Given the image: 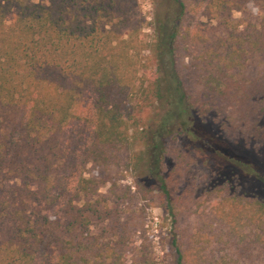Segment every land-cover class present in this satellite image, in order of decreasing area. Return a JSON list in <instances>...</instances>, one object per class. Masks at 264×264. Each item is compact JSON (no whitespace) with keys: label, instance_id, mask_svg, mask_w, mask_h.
<instances>
[{"label":"trees","instance_id":"1","mask_svg":"<svg viewBox=\"0 0 264 264\" xmlns=\"http://www.w3.org/2000/svg\"><path fill=\"white\" fill-rule=\"evenodd\" d=\"M48 1L0 0V264H156L128 174L176 264H264V0Z\"/></svg>","mask_w":264,"mask_h":264},{"label":"rangeland","instance_id":"2","mask_svg":"<svg viewBox=\"0 0 264 264\" xmlns=\"http://www.w3.org/2000/svg\"><path fill=\"white\" fill-rule=\"evenodd\" d=\"M35 3L48 4V0H32ZM157 0H140V6L142 13L146 16L148 21H151L155 13ZM235 16L239 17L240 13L235 12ZM151 25H146L143 33L145 35L151 33ZM147 64L149 66V72L155 70V59L146 53ZM143 104V103H142ZM143 107V108H142ZM142 111H135V113L141 117L143 124H151L159 117V113L156 110V105L145 102L144 106L140 105L136 109ZM141 144L137 145L140 149ZM174 158L168 156L166 159L165 167L166 171H170L174 166ZM178 189L181 191L185 179L179 177ZM157 183V177L154 176H142L140 174H128L126 179L121 181L122 188H130L135 195V199L132 201L133 208L136 210V214L141 215L143 221L139 223L135 234V244L148 253L156 264H176L170 242L173 231V219L164 206L161 205L160 198L157 196V191L151 194V190ZM244 186L250 190L257 191L264 194L263 186L256 184L255 182L246 181ZM102 194H108V187H102ZM186 222V221H185ZM131 257V256H130Z\"/></svg>","mask_w":264,"mask_h":264}]
</instances>
